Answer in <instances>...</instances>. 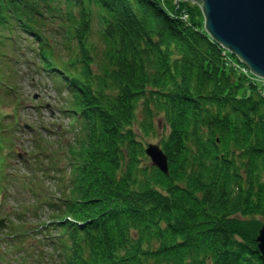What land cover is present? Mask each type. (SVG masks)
I'll use <instances>...</instances> for the list:
<instances>
[{
    "label": "trees",
    "instance_id": "trees-1",
    "mask_svg": "<svg viewBox=\"0 0 264 264\" xmlns=\"http://www.w3.org/2000/svg\"><path fill=\"white\" fill-rule=\"evenodd\" d=\"M195 6L0 0V103L21 97L11 78L27 60L74 132L69 181L46 202L52 264H264V95L227 66ZM156 116L167 174L143 162L133 128L150 134Z\"/></svg>",
    "mask_w": 264,
    "mask_h": 264
},
{
    "label": "rangeland",
    "instance_id": "rangeland-1",
    "mask_svg": "<svg viewBox=\"0 0 264 264\" xmlns=\"http://www.w3.org/2000/svg\"><path fill=\"white\" fill-rule=\"evenodd\" d=\"M186 1L197 6L195 18H202L204 22L201 8L193 0ZM183 16L186 18L187 14ZM92 38L100 41L95 21ZM221 48L224 54L226 48ZM225 56L227 66L237 69L247 83L256 85L258 92L264 95V79L249 70L252 78L244 74L239 66H246L234 54ZM1 57L0 60H4ZM33 67L27 60L17 63L18 72L11 82L21 97H10L11 100L0 103V110L6 112L0 115L3 127L0 128V220L4 223L0 226V252L8 253L0 259V264H17L21 256L28 264H52V255L56 259V255L51 254L55 251H51L42 238L49 234L48 230L53 231L49 222L51 208L46 202H56L69 181L64 149L74 132L70 119L58 109L61 96L50 79ZM2 95L0 87V97ZM153 124L154 131L148 135L142 134L136 124L133 126L144 149L148 143L159 144L168 132L161 117H154ZM143 162L152 164L147 155ZM254 216L263 220L261 215Z\"/></svg>",
    "mask_w": 264,
    "mask_h": 264
},
{
    "label": "water",
    "instance_id": "water-1",
    "mask_svg": "<svg viewBox=\"0 0 264 264\" xmlns=\"http://www.w3.org/2000/svg\"><path fill=\"white\" fill-rule=\"evenodd\" d=\"M193 1L201 8L206 34L264 79V0ZM144 151L152 165L168 173V158L159 144L148 143ZM0 221L4 226L3 219ZM255 239L264 258V222Z\"/></svg>",
    "mask_w": 264,
    "mask_h": 264
},
{
    "label": "built area",
    "instance_id": "built-area-1",
    "mask_svg": "<svg viewBox=\"0 0 264 264\" xmlns=\"http://www.w3.org/2000/svg\"><path fill=\"white\" fill-rule=\"evenodd\" d=\"M223 53H225V51L223 52ZM240 67V69H241V71L244 73V74H246L247 76H249L250 75V72H248V68L246 67H244V66H242V64H241V66H239ZM250 78H252L251 76H249Z\"/></svg>",
    "mask_w": 264,
    "mask_h": 264
}]
</instances>
